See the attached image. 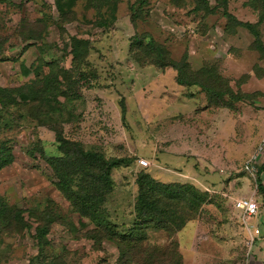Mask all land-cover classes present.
I'll return each instance as SVG.
<instances>
[{
  "label": "rangeland",
  "instance_id": "rangeland-1",
  "mask_svg": "<svg viewBox=\"0 0 264 264\" xmlns=\"http://www.w3.org/2000/svg\"><path fill=\"white\" fill-rule=\"evenodd\" d=\"M263 132L264 0H0V264H241L233 203L258 193L242 166ZM81 150L115 162L105 186ZM142 175L189 188L145 223Z\"/></svg>",
  "mask_w": 264,
  "mask_h": 264
},
{
  "label": "trees",
  "instance_id": "trees-1",
  "mask_svg": "<svg viewBox=\"0 0 264 264\" xmlns=\"http://www.w3.org/2000/svg\"><path fill=\"white\" fill-rule=\"evenodd\" d=\"M137 18V13L133 12L130 16V19L132 23ZM149 38L148 47L149 51L156 50L158 54V58L160 57L161 60L158 61L156 58H149L147 60V64L157 66L159 69H165L166 67H172L169 62L167 61L166 53L162 51V49L158 46H156L148 35H143V39ZM255 42L257 43L259 41L258 36L255 34ZM152 45V46H151ZM131 55L135 61L138 63H142L141 60L137 58L136 51L134 49L131 50ZM177 83L182 85V81L177 79ZM57 84L56 87L61 88V84L57 81V78H52L50 81V91L51 93H54L57 89H51V86H54ZM198 85L197 83H191L190 86ZM19 101H30L34 103L33 99L26 98L24 94L19 95ZM30 99V100H29ZM29 103V102H28ZM60 141V140H59ZM78 154V164L83 161L87 163L90 166V175L84 179L88 180L86 185L88 184L91 188L93 186H100L104 185V182L109 180L110 175V169L111 167L115 166V162H106L102 157L89 153L84 152L83 150L77 151ZM5 164H1L0 169L3 168ZM243 169V166H242ZM259 172L264 170V162L261 163L259 166ZM244 171V170H243ZM95 175H94V174ZM246 173V172H245ZM247 174V173H246ZM79 184H76L74 188H77L78 191L73 192L71 190L72 185L69 183V185L63 186L60 185L58 187V190L62 193V195L66 198V200L71 204L72 208L80 214L83 217H89L92 212H96L93 205V193L85 192L86 190L81 189L79 187ZM139 191L137 196V201L135 203V212L136 214L141 217L142 221H145V223H150L154 220V214H161L162 212L166 210V207L163 206L168 200H174L176 197L174 195L170 194V191L172 189H175L177 195H180L185 192V189L189 188V186L185 185H171V184H159L156 183L152 178H150L147 175H142L141 178L138 181ZM257 190L260 191L262 194H264V189L260 183V180L257 178ZM84 192V193H83ZM198 195L193 192L186 191L185 195L182 196V198L186 201V204L188 208L192 209L196 207V197ZM184 222H181L177 224L172 230H169L168 227H164L169 234L174 233L176 231H179L180 228L183 226ZM41 234H45V228L40 229Z\"/></svg>",
  "mask_w": 264,
  "mask_h": 264
},
{
  "label": "built area",
  "instance_id": "built-area-1",
  "mask_svg": "<svg viewBox=\"0 0 264 264\" xmlns=\"http://www.w3.org/2000/svg\"><path fill=\"white\" fill-rule=\"evenodd\" d=\"M264 160V132L262 136L260 137L258 143L256 144L253 151L250 153V155L247 157L243 164V170L246 172L250 177L258 178V180H262L264 175V170L259 172V166ZM140 160L139 162H141ZM140 164L145 165L144 162H141ZM233 208L243 214V217L245 220L249 218H253L259 215V206L255 199L250 196L248 198H238L233 203ZM244 221V227L246 230L251 229V226H247ZM254 234H258L259 230L254 229ZM254 238L252 236L248 237L246 241V247L249 251L251 246L253 245ZM249 252L247 253V255Z\"/></svg>",
  "mask_w": 264,
  "mask_h": 264
},
{
  "label": "crops",
  "instance_id": "crops-1",
  "mask_svg": "<svg viewBox=\"0 0 264 264\" xmlns=\"http://www.w3.org/2000/svg\"><path fill=\"white\" fill-rule=\"evenodd\" d=\"M260 183L264 189V175ZM250 196H252L255 199V201L257 202L259 206V215L245 220L246 222L245 224L248 227L251 226V229L246 230L244 225H242V229H243L242 231H243V237H244V239L242 240V244L244 245L246 249L244 251L243 259L240 261V263L241 264H264V194L258 191V193L245 196L244 198H248ZM255 228L259 230L258 234H254L253 231ZM250 236L254 238V242L248 251L246 247V241L248 237ZM248 252L249 254L247 255ZM237 264H239V261H237Z\"/></svg>",
  "mask_w": 264,
  "mask_h": 264
}]
</instances>
